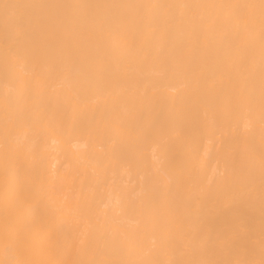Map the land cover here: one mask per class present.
Masks as SVG:
<instances>
[{
    "label": "bare ground",
    "instance_id": "6f19581e",
    "mask_svg": "<svg viewBox=\"0 0 264 264\" xmlns=\"http://www.w3.org/2000/svg\"><path fill=\"white\" fill-rule=\"evenodd\" d=\"M0 264H264V0H0Z\"/></svg>",
    "mask_w": 264,
    "mask_h": 264
}]
</instances>
